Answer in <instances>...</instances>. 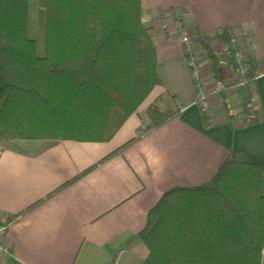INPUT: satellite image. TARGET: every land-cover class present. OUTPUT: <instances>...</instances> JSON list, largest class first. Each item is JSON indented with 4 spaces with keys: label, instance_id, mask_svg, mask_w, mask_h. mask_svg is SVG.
Instances as JSON below:
<instances>
[{
    "label": "crops",
    "instance_id": "0c3cea01",
    "mask_svg": "<svg viewBox=\"0 0 264 264\" xmlns=\"http://www.w3.org/2000/svg\"><path fill=\"white\" fill-rule=\"evenodd\" d=\"M164 14L169 23L181 15L202 41L225 28L241 33L256 64L254 105L264 112V0H143L162 84L110 141L0 140L8 248L0 264H144L149 250L138 234L165 192L208 182L228 158L264 164V119L211 115L204 123L181 38L158 26ZM154 102L177 114L144 133Z\"/></svg>",
    "mask_w": 264,
    "mask_h": 264
},
{
    "label": "trees",
    "instance_id": "16d2710c",
    "mask_svg": "<svg viewBox=\"0 0 264 264\" xmlns=\"http://www.w3.org/2000/svg\"><path fill=\"white\" fill-rule=\"evenodd\" d=\"M37 9V36L31 37L30 0H0V140L110 141L162 84L143 0H37ZM234 32L222 29L217 39L230 44ZM202 44L229 118L264 119L252 106L253 57L237 114L225 94V70L239 66L237 49L223 61ZM200 110L209 125L211 116ZM176 114L152 103L144 133ZM263 181L264 164L228 158L208 182L165 192L138 234L149 250L144 264H263Z\"/></svg>",
    "mask_w": 264,
    "mask_h": 264
},
{
    "label": "rangeland",
    "instance_id": "374dc122",
    "mask_svg": "<svg viewBox=\"0 0 264 264\" xmlns=\"http://www.w3.org/2000/svg\"><path fill=\"white\" fill-rule=\"evenodd\" d=\"M164 17H167L166 14H164ZM173 17L170 16V18L173 19L172 20L173 22H170V23H169L168 19H166V18H162L159 21L158 26L161 29L160 30L161 32H165L168 34L169 32H167V30H166L168 26L169 27L171 26L172 28H174V30H176L177 29V28H175L176 24L178 22L183 21V19L181 17H179V18L177 17V19H178L177 21L174 20L175 17L174 18ZM37 19H38L37 0H30V36L31 37L37 36ZM171 31H173V30H171ZM179 34L181 36L182 33L179 32ZM216 36L217 35H214V38L209 39V40L204 39L203 41L207 42L209 45H211L216 50V52H217L218 56L221 58V60L225 61V60H227V58L225 56L226 53L224 52L223 46L220 43V41L217 39ZM190 39H191V44L194 46L195 50L197 51L196 56L198 58L199 65L201 66L203 84H204L203 85L204 86L203 92L206 96V99L208 100V107H207L206 112L210 116L214 115L215 117H218V118H221L223 116H228V114L226 113V111L224 109V105L222 102L221 95H220L218 89L216 88L215 78L213 75L211 63H210L208 56L204 50V47L202 44L203 41L197 39V37L195 35H193V37H191V35H190ZM182 47L185 49V45L183 43H182ZM247 55L249 56V54H245L244 58H246ZM242 67L245 68L244 65ZM237 68H234V67L229 68L228 67L225 70V83H226V86L228 87L225 94H226L227 99L229 100L230 105L232 106L233 111L235 113L239 114L242 112V108H243V105H242L243 104V98H242V95L240 93L239 88L245 84V83L242 84V82L246 81L245 76L247 75V73H245V74L238 73ZM248 69H249V67H248ZM190 73H191V70H190ZM252 106L255 107L254 101H253ZM245 120H246V118H245Z\"/></svg>",
    "mask_w": 264,
    "mask_h": 264
},
{
    "label": "built area",
    "instance_id": "2783aa9c",
    "mask_svg": "<svg viewBox=\"0 0 264 264\" xmlns=\"http://www.w3.org/2000/svg\"><path fill=\"white\" fill-rule=\"evenodd\" d=\"M166 19H168V18L166 17ZM174 20L177 21L178 19L175 18ZM168 27L166 29L167 32L171 33L172 32L171 30H173L181 38V42L185 45V49H184L185 54L187 52L192 54L191 58L188 60V66L191 70L192 79L194 81H196V86L198 88L197 89L198 90L197 91V102H198L199 106H202L203 110L206 111L207 107H208V100L206 99V96L203 92V87H204L203 85L204 84H203L201 66L199 65V61H198V58H197L196 53H195V48L191 44L190 31L188 30V28L186 27V25L183 21L178 22L176 24V26H175V28H177L176 30H174V28H172L171 26L169 28ZM179 32L182 33L181 36H180ZM220 43L222 44L224 52L226 53V55H225L226 58H228L229 53H230L232 48L237 49L236 59L239 62V66L237 68V71H238V73H242V74L247 73L249 70L248 69V67H249L248 66L249 65L248 64L249 56L247 55V57L244 58V55L250 53V45L245 41L244 36L235 30L234 36L232 37L230 44H224L222 42H220ZM243 65L245 66V68L242 67ZM245 82H242V84ZM246 121L250 122V119H246ZM5 232H6V227L0 226V237L2 235H4ZM6 254H8V248L2 244L1 239H0V257L4 256Z\"/></svg>",
    "mask_w": 264,
    "mask_h": 264
}]
</instances>
